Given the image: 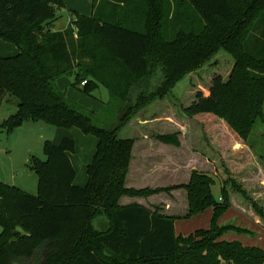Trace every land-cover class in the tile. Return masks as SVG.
I'll use <instances>...</instances> for the list:
<instances>
[{"label":"trees","instance_id":"trees-1","mask_svg":"<svg viewBox=\"0 0 264 264\" xmlns=\"http://www.w3.org/2000/svg\"><path fill=\"white\" fill-rule=\"evenodd\" d=\"M65 1L0 0V40L18 48L17 55L0 58V106L6 97L18 103L0 129L11 134L27 122L78 129L96 138V151L84 187L75 185L69 154L76 143L69 138L57 146L45 142V161L31 157L37 196L0 182V264H263L262 249L224 239L253 232L218 224L233 207L225 185L243 189L235 178L228 176L218 201L212 194L216 178L197 170L187 184L127 188L136 140L119 133L163 100L164 90L224 51L234 60L229 80L214 77L209 96L198 93L185 112L221 120L246 143L264 104V0H91L89 17L71 11L68 27L54 31ZM67 76L88 95L107 90L105 105L118 109L113 126H97L93 113L57 90L55 82ZM155 140L180 146L174 133ZM179 189L187 191L188 203L181 217L165 215L159 206L121 205L125 197ZM251 205L264 218V206ZM208 209L209 229L176 234L177 221ZM100 216L105 222L98 228Z\"/></svg>","mask_w":264,"mask_h":264},{"label":"rangeland","instance_id":"rangeland-1","mask_svg":"<svg viewBox=\"0 0 264 264\" xmlns=\"http://www.w3.org/2000/svg\"><path fill=\"white\" fill-rule=\"evenodd\" d=\"M65 4L66 8L58 11L59 18L55 23L57 30L68 27L69 10L87 17L91 15V0H66ZM233 67V58L224 51H220L206 64L185 75L171 89L164 90H168L164 99L156 101L142 112L145 116L141 121L148 118H159V124L150 125L148 127L150 130L144 131L150 139L155 140V135L160 133L158 127L160 125L164 127V135L173 133L178 135L182 149L176 150V147L165 144L163 147L155 149L156 153L153 156L154 158L159 156L160 165L163 167L156 174L153 171L149 175L141 176L140 179L146 181L147 186L151 187L150 189L170 188L183 183L187 184L190 171L198 168L203 170V174H209L216 178L212 194L218 201L221 197V187L225 185V181L231 175L242 185H240L243 188L242 191L246 192L248 199L241 194L242 191H235L231 189L230 183L226 184L229 198L235 210L230 209L225 212L218 224L219 226L231 224L242 227L236 223V220H231L237 217L254 227L252 229L254 234L239 235L235 233L234 237L226 235L224 239L239 241L245 246L258 247L264 251V230L259 229L248 220L254 221V215H256L262 224L260 226L264 227V218L253 210L251 205L255 202L260 207L264 206V104L262 105V114L256 120L246 143L241 142L221 120L213 116L191 118L185 112L195 102L198 93L205 97L209 96L214 77L219 75L224 81H228ZM55 86L59 92L66 95L70 103L85 113H93V120L97 126L105 128L116 123L118 109L114 105H105L109 101V95L104 87H100L88 95L80 86L74 87V78L68 76L59 78L55 82ZM234 87L235 84H231V98L235 93V89H232ZM17 104V100L12 97L4 99L0 106V124L17 112ZM139 116L141 115L139 114L132 121L138 122L137 117ZM132 128L133 126L129 124L120 131L119 137L135 139L136 134L133 133ZM64 138L72 139L76 143L77 157L89 158L92 162L97 140L93 136H85L78 129H58L40 122H27L11 134L0 129V182L16 186L31 196H37L38 177L28 167L30 159L35 156L45 161V142L48 141L57 146ZM206 161L211 165H208ZM152 162L154 161L152 160L148 164ZM82 168L80 164L77 166L75 185L78 187H84L88 182L86 169ZM236 177H244V179L240 181ZM154 196L158 197L154 199L152 198ZM133 198L136 201L139 200L138 202L143 205L149 206L152 210L159 206L165 215L181 217L187 213L185 207L187 191L185 189ZM238 212H241L243 216ZM212 215V209H208L198 216L177 221L175 223L177 234L185 236L198 229H209ZM103 222H105V218L100 216L94 223L100 228L102 227L100 223ZM245 223L243 224L245 225ZM1 232L0 226V234Z\"/></svg>","mask_w":264,"mask_h":264},{"label":"crops","instance_id":"crops-1","mask_svg":"<svg viewBox=\"0 0 264 264\" xmlns=\"http://www.w3.org/2000/svg\"><path fill=\"white\" fill-rule=\"evenodd\" d=\"M68 12L70 14L71 10H69ZM91 13H92V11H91ZM69 20H70V15H69ZM66 28L67 27L59 29V30L54 28V31H63ZM17 54H18V48L15 45L0 40V58L13 57V56H15ZM140 115L141 116L137 117V121L138 122L132 121L130 123V125L133 126V128H132L133 133L136 134V137H135L136 142H135V145H134V148H133L132 161H131L129 172H128V175H127V178H126V187L127 188L136 189V190H141V189H145V188H151L150 186H147V182L144 181V180H141L140 177L144 176V175H149L153 171H154V174H156L157 171H159L160 168L163 167V166L160 165L161 164V160H160L159 156H157L158 158H154L153 155H155V153H156L155 149H157L159 147H163L164 143H161V142H159L157 140L150 139L149 135H147V133L144 132L145 130H150V129H148V127L150 125H153L155 123L159 124V122H158L159 118L154 117V119H149L148 118L145 121H141V119L145 115L142 114V113ZM134 123H135V125H134ZM158 127H159V130H160L159 134L160 135H164V133H163L164 132V127L160 126V125ZM165 145H167V144H165ZM169 146H172V145H169ZM174 147H176V146H174ZM181 149H182V146H181V143H180V146L176 147V150H181ZM190 151L193 152L192 150H190ZM69 157L71 159V162H72L76 172H77V166L79 164L83 167L82 169H86V167L91 162L89 160V158L82 159L81 157H77L76 153L75 154H69ZM152 160L154 162L148 164V162H150ZM155 163H156V165H155ZM206 163L208 165H211L208 161H206ZM193 170H197L199 172L203 171V170H200L198 168L197 169H192L190 171V174H188L189 180H190V176H191V173H192ZM236 178H239V177H236ZM239 179L241 181V180L244 179V177L243 178H239ZM183 184H185V183H183ZM157 188H164V187H157ZM157 188H152V189H157ZM156 197H158V196H154L152 198L156 199ZM138 201H136V199H134V198L125 197V198H123L121 200V204L122 205L140 204L142 206H145V205H143V203L138 202ZM145 207L150 209L149 206H145ZM185 207H186V209L188 208V203L187 202H186V206ZM231 210H235L234 207H232ZM238 214L240 215L241 212L240 213L238 212ZM169 216H173V215L169 214ZM241 216H243V214H241ZM244 218H245V216H244ZM254 218H255V220L253 219L254 221H252V220H250L248 218L247 219L249 221L253 222L259 229L264 230V227L260 226L262 224L256 218V215H254ZM231 220H236V223L238 225H242V228H246L249 231L253 232L252 229L254 227L249 226L247 223H245V221H243V220L241 221L237 217H234ZM243 223H245V225ZM175 231H176V234H177L176 225H175ZM234 235H235V233L228 234V236H230V237H234Z\"/></svg>","mask_w":264,"mask_h":264},{"label":"built area","instance_id":"built-area-1","mask_svg":"<svg viewBox=\"0 0 264 264\" xmlns=\"http://www.w3.org/2000/svg\"><path fill=\"white\" fill-rule=\"evenodd\" d=\"M85 84H86V82H83V83L81 84V86H85Z\"/></svg>","mask_w":264,"mask_h":264},{"label":"water","instance_id":"water-1","mask_svg":"<svg viewBox=\"0 0 264 264\" xmlns=\"http://www.w3.org/2000/svg\"><path fill=\"white\" fill-rule=\"evenodd\" d=\"M185 249H187V248H185Z\"/></svg>","mask_w":264,"mask_h":264}]
</instances>
